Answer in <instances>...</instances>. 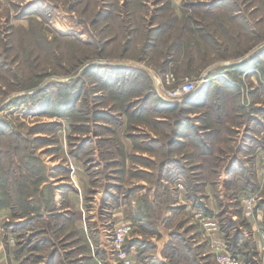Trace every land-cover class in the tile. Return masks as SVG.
<instances>
[{
	"label": "rangeland",
	"instance_id": "1",
	"mask_svg": "<svg viewBox=\"0 0 264 264\" xmlns=\"http://www.w3.org/2000/svg\"><path fill=\"white\" fill-rule=\"evenodd\" d=\"M0 264H264V0H0Z\"/></svg>",
	"mask_w": 264,
	"mask_h": 264
},
{
	"label": "built area",
	"instance_id": "2",
	"mask_svg": "<svg viewBox=\"0 0 264 264\" xmlns=\"http://www.w3.org/2000/svg\"><path fill=\"white\" fill-rule=\"evenodd\" d=\"M195 81H186L182 83L179 87L171 89L168 91V97L172 99H178L183 96L188 95L194 90ZM131 227L128 224H121L119 225L113 234V244L117 249L120 248L121 244L123 243L125 237L130 233ZM123 257V256H122Z\"/></svg>",
	"mask_w": 264,
	"mask_h": 264
}]
</instances>
